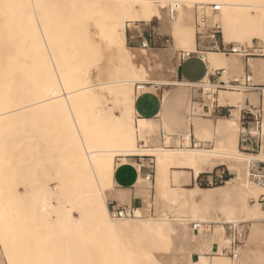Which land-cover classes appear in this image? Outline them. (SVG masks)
Instances as JSON below:
<instances>
[{
  "label": "bare ground",
  "instance_id": "1",
  "mask_svg": "<svg viewBox=\"0 0 264 264\" xmlns=\"http://www.w3.org/2000/svg\"><path fill=\"white\" fill-rule=\"evenodd\" d=\"M167 2L178 5L172 17L164 11ZM214 3L227 13L225 26L235 19L242 20L255 30L248 40L255 38L264 46V0H0V5H22L0 7V44L2 40L11 43L5 47L12 51L9 68L18 66L21 74L17 85L13 77L3 83L6 93H0V129L43 119L54 121L52 128L57 131L54 147L45 143L47 135L54 131L43 125L35 130L44 137L36 138L34 147H22L33 140V135L26 143L19 142L21 138L13 141L12 144L20 143L23 156H14L15 146H0V242L8 262L162 264L153 249L169 246L177 234L171 221L189 216L186 221L201 223L199 236L192 235L198 240L197 264H259L253 258L258 253L264 257V249L248 248L246 255L242 252L238 258L237 253L232 260L221 254L232 239L220 222H250L251 240L264 236V208L257 202L263 188L250 178L249 170L245 169L239 185L230 177L211 188L197 183L181 185L178 174L191 172V178H197L216 165L236 168L264 162L263 149L257 153L237 149L240 127L236 107L241 98L233 90H223V96H218L219 104L230 106L232 111L217 118L215 126L208 118H188L190 131L182 135L184 147L146 148L137 144L139 135L153 133L157 121L136 123L134 82L150 81L160 87L196 83L170 80L164 70L154 79L145 77L147 69L137 64L134 53L128 50L125 28L137 27L138 20L156 17L159 32L174 35V44L167 43L160 55L169 61L175 59L177 45L185 51H196L191 5H201L204 11ZM60 5L83 13L80 24H67L76 29V35L60 34L62 24L48 20L47 13ZM220 25L222 30L221 22ZM146 53L147 49L140 48L138 54ZM202 56L207 69L221 67L242 72V66L227 62L221 51H207ZM142 90L158 93L149 85ZM166 129L172 132L168 126ZM213 130L221 137L212 148L189 146L191 134L203 142ZM5 134L0 132V141ZM115 155H120L122 161L133 155L155 156V195L161 203V216L110 218L107 197L113 195ZM10 161L16 167L9 168ZM230 170L234 176V169ZM191 178L185 177V181ZM53 179L54 187L49 184ZM143 181L146 180L137 175L136 184ZM232 188L238 208L230 202L228 189ZM210 204L218 205L213 221L218 224L207 234L202 223L208 220L199 214ZM142 207L138 206V213ZM214 243L218 244V253L209 257L206 251ZM12 250L23 253L14 257Z\"/></svg>",
  "mask_w": 264,
  "mask_h": 264
},
{
  "label": "rangeland",
  "instance_id": "2",
  "mask_svg": "<svg viewBox=\"0 0 264 264\" xmlns=\"http://www.w3.org/2000/svg\"><path fill=\"white\" fill-rule=\"evenodd\" d=\"M155 3L159 4L157 2H155ZM168 5H169L168 2L165 3V5H164V11L165 12L168 9ZM200 6L201 5H198V4L191 5V10H192L191 14H193L192 17H194V19L193 18L191 19V24L194 28L195 37H196V24H195L196 23V9H197V12L199 11L198 14H201V11L203 10V7H200ZM210 6L211 5H208V7H204V8H206L205 9L206 11L204 10V13H206L210 17L211 20L214 19V21H216L219 19V21L222 23V27L224 28L225 37L227 36L228 38H235L236 39V41L235 40L228 41V40L224 39L225 43H235V44H243V45H249V46H260L263 48V52H264V46L261 43H259V41L257 39L253 38L251 42L248 40V37L250 35L255 34V30H252L247 24H245V22H243L240 19H235L232 23H229L228 25L225 26L224 20H225L227 13L223 12L222 9L219 12H212ZM254 12H255V14L258 13V11H254ZM217 15L220 18H218ZM47 18L49 21H52L53 23L62 24V26H60V30H59L60 34H62L64 36L65 35L66 36H73V35H76V29L68 28L67 24L68 23H72L74 25L80 24L83 21L84 15L81 11L78 12L76 10V11L72 12V11L66 9L64 7V5H60V6H57L55 9L49 11L47 13ZM141 20H138L135 23V26H137V27H132V28L126 27L125 28L126 44H127L129 52L134 53V55H135L134 60L136 61L137 64L141 63L143 65V67L147 69L148 78L154 79V77L157 74H159L160 72H162L163 70L165 71V73H169V75H170V72L173 73V71H175V68L173 66H175L178 62L176 63V60H177L176 57H175V59L173 58L172 60H169V61H167L166 59L164 60L160 57L159 50L165 48L166 44H163V42L152 44L149 48H146L147 53L140 56L138 54L140 52L139 44L137 46H134L131 41H133L135 39H139L138 36L141 33H143L145 35V34H147V32L152 31L153 33L161 34L164 37H170L169 43L174 44V42H175L174 35L172 33H168V32H159V27H158V22H157L156 17L149 19V20H146V21H141ZM196 40L197 39L195 38V42H196ZM77 44L80 45V42H78V43L76 42V45ZM10 46H11L10 42H5L3 40L0 44V93H6V90L4 89L3 83L5 82V80L7 78L11 79L13 77L15 79V84L17 85L18 84V78L21 75L19 72L18 66L14 67L13 69L9 68V66H10L9 62H10L11 57H12V54H11L12 51H9L7 49L5 50V47L9 48ZM175 46H176V43H175ZM175 48H176V50L178 49L177 52L175 53L176 55H178V52L180 50H183V48H181V46L179 47V45H177ZM225 56H226L225 60L227 62H229L230 64H232L233 66H235V65L236 66L237 65L242 66L243 59L240 56L234 55V54H225ZM258 58H261L258 61V65L254 66V64H253V78L257 82H264V60L262 59L263 57H258ZM115 62H116V60L114 61V63ZM251 62H253V60H251ZM188 63L193 64V67L190 68V67H187L186 64L183 65V67L181 68V72L184 76L191 77V76L197 75L199 73V71L202 69V65L200 63L196 66V62L193 58L191 60H189ZM217 68H221V67H214V69H217ZM214 69H209V71L213 72ZM224 70H225L224 75H226V74H230V75H241V74H243V72H241V71L239 72L236 69L232 70V68H230V69L224 68ZM168 79L172 80L169 77H168ZM137 82H140V81H136L133 84L134 96L139 95L141 92V89L138 92L135 91V84ZM168 89H169L168 92L170 94L176 92L174 85H167L166 87L161 86L160 90H158L159 98L162 97L163 91H166ZM187 91H188L187 99L185 101L184 106L181 108V113H182L184 118H186V112L188 110V107L191 104V102L193 101L192 97L194 95L198 96L200 93L196 88H191L189 86H188ZM226 91H228V90H226ZM233 91L241 98L240 102H238L240 104L236 107L237 113L235 110H233L237 114V122H238V125L240 127V131H238V135H237V140H238L237 149L239 150V152L251 153V152L245 151L241 148L240 138H241L242 125L240 124V121L238 119V117H239L238 114H239V109L244 105V102L246 101V99H248L251 103H254L257 105L258 101H259L258 94L254 91H248V92H246V91H235V90H233ZM16 94H17V92H16ZM220 96H223V92H221V91H219V98H220ZM194 105L197 106V112L200 113V109L198 108V104H194ZM174 108H175V105L173 106V109ZM155 109H156V112H158L157 111L158 109L157 108H155ZM177 110H178L177 108H175L173 110V112L171 114V119L169 121L171 126L174 127V130H172V132L169 133L168 130L166 129V126H165L163 120H160V121H158L157 127L155 128L153 133H144V134L138 136V139H143L144 141L147 142L145 145L146 148L163 147L162 142H161V138L159 137V133H160L161 129H163L165 131V133L168 134V136H169V139H167V141L165 138L166 143L167 142H168V144H178L179 143L178 139L174 135H181L182 136L183 135L182 128H181V125L179 123H177V121L172 119L173 114H175V112ZM142 113H144V112L141 111L139 105L136 104V115L137 116H143ZM222 116H228V114L226 113V115H222ZM202 117H209L213 121H215L216 118L219 116L213 117V115H210V116L209 115H202ZM136 123H138L137 120H136ZM41 125H43L47 128H50V131H54V134L49 133L47 135V137L45 138V143H47L49 147H54L55 143H56L55 135L57 133V131L52 128V126L54 125V121H44L43 119L32 120V121L26 122L25 124H12V125L8 124V125L3 126L0 129V132H4L6 134L4 137H1L0 146H3V145L4 146H6V145L10 146L11 145V147L15 146V150L13 151L14 156L17 157L19 155H21V156L25 155V154H23V152H20V149H19L20 143L19 142L24 140V142L26 143L27 140L29 141V139H31L32 135H33V138H32L33 140L30 143H27L26 145H22V147L23 148H26L28 146L34 147V143L36 141V138L43 136V133L35 132V130L39 129ZM29 134H31V136ZM220 137L221 136L213 130L212 135L210 137L209 136L206 137L205 140H203V142H201L200 147L204 146L205 148H212L216 144V142L220 139ZM19 138H21L19 142H15L12 144L13 141H17ZM138 139H137V141H138ZM137 144H138V146H141V145H139V142H137ZM120 158H121L120 155L114 156L115 168L119 167L118 164H121L120 166H122V163H126L123 165H130L132 167L133 171L135 172V168H137V162H136V159L134 157L127 156L126 161H122ZM13 161H14V158H13ZM141 162L144 163L145 165H149V163H153L152 164L153 165V167H152L153 179L151 181L150 180L143 181L139 184H136V182L134 181L133 185L130 188L118 187V186H116V184L114 182V189L112 191L113 195L112 196L110 195L107 197V205L110 206L112 203H117L120 205L129 204V203H131V202H129L130 196L131 195L137 196L138 201L142 202L143 199L145 200L144 202H142L144 208L142 207V203L136 204L137 206L142 207L141 211H142V215L144 217H154V216L159 217V216H161L160 215L161 214V210H160L161 209V203L158 202L156 195H155V177H156L155 156L145 157L143 160H141ZM14 167H16V165L13 162H11V165H9V168H14ZM230 168L234 169L233 170L234 176H232V174L230 172L231 171ZM246 168L248 170L249 166L248 165H246V166L242 165V166L235 168L234 166L228 167V165H216L212 171H214V172L216 171V172L220 173L221 174L220 176H216V179H214V178H211V177L208 178L205 176L208 174H202L201 179H196L194 182H196L199 186H201L203 188H205V187L211 188L213 186L222 185V184H224L225 180H227L228 178L229 179L232 178V182L235 185H239L240 182L242 181V179L244 178V171ZM145 170L146 169H143L142 172L145 173ZM205 171H208V170L206 169ZM146 172H148V169L146 170ZM207 173H210V172H207ZM178 174L180 177V184L181 185H185V186L191 185V184H189V181H185V177L191 178V172L190 173L178 172ZM135 175L137 177L136 172H135ZM140 176L143 177V174H140ZM118 177L120 179H126L128 177L127 169L121 168L118 172ZM235 179L237 180V182ZM49 182H50L49 183L50 186H52V187H54L56 184V181L54 179L49 181ZM172 184H174V183H172ZM228 191H229L228 193L229 194L231 193L230 195H232L230 197L231 204H233L234 207L238 208L237 200L234 197V189L233 188L228 189ZM136 192L138 194H136ZM261 192L262 191H260L258 194H260ZM249 198H248V200H249ZM149 201H150V206H148L146 208L145 205H148ZM252 202L254 203V200L251 201L250 204H253ZM216 205L217 204H213V205L210 204L208 207L201 209V211H200L201 213L199 214L200 216L204 217V219L208 220L205 222L207 224L206 226H203V224H202L203 229H204L205 233H207V234L212 232L215 224H218L217 222H213L214 218L216 217V214L218 212V205L217 206ZM259 206L261 207V205H259ZM170 218H173V216H170ZM181 218H184V219L171 221V225L175 228L177 227L176 228L177 234L175 236H173L172 241L169 244V246L163 245L159 249H156V250L153 249L154 254L156 255V257L158 258V260L162 264H180V263L181 264H197V248L196 247H198V240H197V237L192 238V235L196 234L197 236H199V232L196 230H192V223L194 220H192V221L191 220H187V221L185 220V219L189 218V216L181 217ZM261 223L263 224V227H264V220H262ZM220 224H223L225 226V228L229 232V235H230L232 240L235 239L237 241V239H239V245L237 247L238 258L243 253L246 255V252H247L246 250L248 248L260 249V250L264 249V236H258L255 240H253V241L251 240V238H250L251 228L249 226L250 222H243V223H238V225H234L232 223H227V222L223 221V222H220ZM229 245H230V243L224 248H228ZM1 246H2V244L0 242V264H8V260L4 254L3 248ZM163 247H164V250L161 249ZM11 253L14 257H19V256H21V254L23 252L18 251V250H12ZM206 253H207V256H209V257H212L215 253H218V244L214 243L212 245V249L206 251ZM224 256L228 257L229 260H232V258L228 254H226ZM260 256L261 255L258 253L257 257H255V259L253 258V262H257V263L259 262V264L260 263L264 264L263 261L261 260V259L264 260V257H262V256L260 257Z\"/></svg>",
  "mask_w": 264,
  "mask_h": 264
},
{
  "label": "built area",
  "instance_id": "3",
  "mask_svg": "<svg viewBox=\"0 0 264 264\" xmlns=\"http://www.w3.org/2000/svg\"><path fill=\"white\" fill-rule=\"evenodd\" d=\"M212 12H218L220 7L217 3L210 4ZM177 4H169L167 11L172 17L176 14ZM196 51H185L180 50L178 52L179 63L184 62L186 59L196 56L201 61L203 60L202 53L213 50L221 51L224 54H234L240 56L244 61H249L252 57H263V48L260 46H249L235 43H225L221 25L218 20H211L210 17L204 13L198 14L196 9ZM139 47L149 48L152 44L161 43L167 44L170 42V37H164L161 34L153 33L152 31L147 33V36H143L141 33L139 36ZM225 70L223 68L214 69L213 72H206L205 76L200 80L196 81V84L189 85L191 88H196L200 93L198 96L192 97V102L188 107L186 116L188 118L201 114V115H212L217 113L219 109H226L227 114H230V106L220 105L218 102L219 91L223 90H235V91H254L258 94V104L251 103L249 100L244 102V105L239 109V121L242 125L240 144L241 148L251 153H257L260 150H264V83L255 81L253 73L250 71L243 72L241 75H224ZM215 77V78H214ZM214 78V79H213ZM144 85L152 86L157 91L160 90V85L154 82L145 81L137 82L135 84V91L138 92ZM196 99V100H195ZM200 109V113L197 112V106ZM160 138L163 147H184L181 135H174L178 139V144H168L165 141L166 133L163 129L160 130ZM139 147H146V141L138 139ZM202 141L196 140L193 136L190 137L189 146L200 147ZM150 155H133L137 162V168H135L136 174H143L144 180L153 179V163L145 165L141 162L145 157ZM143 169H148V172L143 173ZM249 176L264 190V162L254 161L249 164ZM252 200V199H251ZM257 202L264 208V191H262L258 197ZM109 216L112 219H125L132 218L138 215V206L135 204H117L112 203L108 206ZM203 226L207 224L202 223ZM201 223H192V230L199 232ZM239 245V239L231 241L228 248H223L221 254H228L231 258H235L237 255V247Z\"/></svg>",
  "mask_w": 264,
  "mask_h": 264
},
{
  "label": "crops",
  "instance_id": "4",
  "mask_svg": "<svg viewBox=\"0 0 264 264\" xmlns=\"http://www.w3.org/2000/svg\"><path fill=\"white\" fill-rule=\"evenodd\" d=\"M221 31H222L223 39L228 40V41H231V40H235L236 41L235 38L225 37V33H224V28L223 27H222ZM143 36H147V34H145V35L143 34ZM131 42L133 43L134 46H137L139 44V39H135V40H133ZM163 49L159 50V55H161V52H162ZM209 51H213V50H209ZM175 57L178 59L177 55ZM192 58L195 60L196 66L199 63L202 65V69L199 71V73L197 75H194V76H191V77L184 76L182 74V72H181V68L185 64H186L187 67L192 68L193 64L188 63V61L191 60ZM260 59L261 58H258V57H252L247 62L243 60V62H242V72L250 71V72L253 73V64H254V66L258 65V61ZM262 59L264 60V58H262ZM251 60H253V62H251ZM207 70L209 71V69H207V63L205 61H201L196 56H193V57H190V58L186 59L184 62H181V63L177 64V66L175 68V71H173V73L171 75H167V77L171 78L172 80L175 79L177 81H187V82H190L192 84V83H196V81H198L201 78H203L206 75ZM144 76L148 77V71L145 72ZM260 83H264V82H260ZM174 87L176 89V92L170 94L168 92L169 89H170L169 88L167 90V92H166V95L163 98H159L158 93L155 92V91L142 90V88H141L140 94L137 95L136 98H135V110H136V104H138L140 109H141V111H143L144 113H142L143 116H136L137 122H138V120L152 119L154 121H157V124H158V121H160L159 117L161 116L162 119H163L164 124L166 126H168L170 129L174 130V127L171 126L169 121L171 119V114H172L173 110L175 108H177L178 110L175 112V114H173L172 119L177 121V123H179L181 125L182 133L189 132L190 131L189 119H188L187 116H186V118H184L182 113H181V108L184 106L185 101L187 99L188 86H186V85H175ZM246 100H248V99H246ZM174 105H175V108L173 109ZM154 107L158 109L157 110L158 112H156V109ZM217 111H218L217 113L215 112L214 114H212L213 117H216V116L225 117V116H222V115H226V113H227L226 109H219ZM196 116L202 117L201 114H197ZM193 117H190V118L192 119ZM219 117H217V118H219ZM202 118L210 119L212 124H213V126H215L216 123H217V118H216V121H213L209 117H202ZM191 136H193V135L191 134ZM121 168H125L128 171V177L126 179H120L118 177V172H119V170ZM212 170L203 171L197 178H191V180H189V184L196 183L194 181L196 179H201L202 174H208V175H205V176L208 177V178L211 177V178H214V179H216V176H220L221 175L220 173H218L216 171L214 172ZM207 172H210V173H207ZM145 173H146V170H145ZM135 179H136L135 172L133 171V169H132V167L130 165H122V166H119V167L115 168L114 182H115L116 186L121 187V188H130L133 185ZM129 202H131L132 204H135V205L139 204V203H142L141 201H138V197L137 196H132V195L129 198Z\"/></svg>",
  "mask_w": 264,
  "mask_h": 264
},
{
  "label": "snow or ice",
  "instance_id": "5",
  "mask_svg": "<svg viewBox=\"0 0 264 264\" xmlns=\"http://www.w3.org/2000/svg\"><path fill=\"white\" fill-rule=\"evenodd\" d=\"M0 7H7V8H20L22 7V5H17V4H8V5H0ZM262 39H264V35H262ZM8 264H11V262L9 261ZM201 264H204V262L202 261Z\"/></svg>",
  "mask_w": 264,
  "mask_h": 264
}]
</instances>
